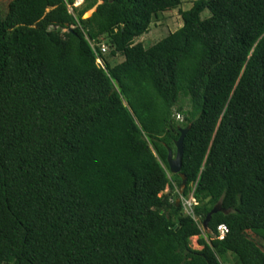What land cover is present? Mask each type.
Returning <instances> with one entry per match:
<instances>
[{"label": "trees", "instance_id": "trees-1", "mask_svg": "<svg viewBox=\"0 0 264 264\" xmlns=\"http://www.w3.org/2000/svg\"><path fill=\"white\" fill-rule=\"evenodd\" d=\"M181 4L0 9V264H264V0H197L135 43Z\"/></svg>", "mask_w": 264, "mask_h": 264}, {"label": "rangeland", "instance_id": "rangeland-1", "mask_svg": "<svg viewBox=\"0 0 264 264\" xmlns=\"http://www.w3.org/2000/svg\"><path fill=\"white\" fill-rule=\"evenodd\" d=\"M196 1L197 0H182V4L178 9L160 14L158 19H154L149 33L136 39L135 43H142L145 47L149 48L161 41L162 39L166 38L170 34L176 32L178 29L183 27L181 12L190 10ZM11 2L12 0H0V9L3 13H6L8 11ZM90 14L91 11L87 13L86 16H90ZM210 16V12L205 11L204 13H202L201 18L205 20ZM102 43L108 48V45L105 43V41ZM105 59V61H107V63H109L112 67L122 63V61L124 60L121 56L116 58L111 57L109 49L108 52L105 54ZM98 64L102 67L105 66L104 61H98ZM177 119L180 120V118ZM191 242L193 249L202 250V247L199 245L198 237L192 238ZM227 258V264H238V260L234 256L230 255Z\"/></svg>", "mask_w": 264, "mask_h": 264}, {"label": "water", "instance_id": "water-1", "mask_svg": "<svg viewBox=\"0 0 264 264\" xmlns=\"http://www.w3.org/2000/svg\"><path fill=\"white\" fill-rule=\"evenodd\" d=\"M100 4H102V3H100ZM94 12H96V8L91 11L90 17L93 15ZM189 129H190V127H188L185 130H182L181 138L176 144L177 155L174 157L173 153L170 151L169 157H168V162H169V167H170L171 173L172 174H179L183 179V183H182V186L180 189V191H181L180 193H182L184 191L186 184H187V179L183 174H181V171H182V162H183V143H184V139H185L186 134L188 133ZM220 211H222V208H221V205H218L208 215L206 221L204 222V230L205 231L208 229V224L211 221L212 216L219 213Z\"/></svg>", "mask_w": 264, "mask_h": 264}, {"label": "built area", "instance_id": "built-area-1", "mask_svg": "<svg viewBox=\"0 0 264 264\" xmlns=\"http://www.w3.org/2000/svg\"><path fill=\"white\" fill-rule=\"evenodd\" d=\"M83 0H77V6H79L80 4H82ZM101 52L103 54H106L108 52V48L105 45H102L101 47ZM194 200H190V201H184V207L185 210L188 211L189 214L193 215V204H194ZM219 232L221 233V239H223V237L225 236V234L228 232L227 228L225 226H222L219 228Z\"/></svg>", "mask_w": 264, "mask_h": 264}, {"label": "clouds", "instance_id": "clouds-1", "mask_svg": "<svg viewBox=\"0 0 264 264\" xmlns=\"http://www.w3.org/2000/svg\"><path fill=\"white\" fill-rule=\"evenodd\" d=\"M83 3V2H82ZM106 46V45H105ZM99 61H103L101 58H99ZM193 198H190L189 200H186V199H184V198H181V202L183 203V206H184V201H190V200H192ZM194 200V199H193ZM194 204H193V206L194 205H196L197 203H196V201L194 200Z\"/></svg>", "mask_w": 264, "mask_h": 264}, {"label": "bare ground", "instance_id": "bare-ground-1", "mask_svg": "<svg viewBox=\"0 0 264 264\" xmlns=\"http://www.w3.org/2000/svg\"><path fill=\"white\" fill-rule=\"evenodd\" d=\"M90 16H85V18H89Z\"/></svg>", "mask_w": 264, "mask_h": 264}]
</instances>
